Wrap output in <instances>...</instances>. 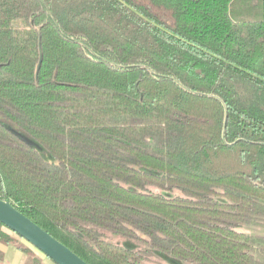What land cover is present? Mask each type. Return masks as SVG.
<instances>
[{
	"label": "trees",
	"instance_id": "trees-1",
	"mask_svg": "<svg viewBox=\"0 0 264 264\" xmlns=\"http://www.w3.org/2000/svg\"><path fill=\"white\" fill-rule=\"evenodd\" d=\"M0 199L88 264H264V0H0Z\"/></svg>",
	"mask_w": 264,
	"mask_h": 264
},
{
	"label": "water",
	"instance_id": "water-1",
	"mask_svg": "<svg viewBox=\"0 0 264 264\" xmlns=\"http://www.w3.org/2000/svg\"><path fill=\"white\" fill-rule=\"evenodd\" d=\"M22 138L31 142L25 137ZM0 223L41 251L55 264H88L12 204L2 199H0Z\"/></svg>",
	"mask_w": 264,
	"mask_h": 264
},
{
	"label": "rangeland",
	"instance_id": "rangeland-1",
	"mask_svg": "<svg viewBox=\"0 0 264 264\" xmlns=\"http://www.w3.org/2000/svg\"><path fill=\"white\" fill-rule=\"evenodd\" d=\"M14 30L16 33L15 36V43L19 46L28 44L29 46H31V48H33L34 52L37 50V43H38V37L35 33H33L30 29H28L27 27H23L22 25V21H16L14 22ZM151 192H154L156 194L165 196L167 198H175V197H179L182 196V193L178 190H161V189H157V188H149ZM106 239L108 241H110L111 243L117 244V245H121L123 247H128V248H134V245H132L129 242L124 241L122 238L117 237L115 235H110L108 234V236L106 237ZM16 256H22L21 253H19V251H17L16 249L9 247L6 251V257L7 259L12 262L15 263L16 261ZM45 261L47 263L50 264V260L48 258L45 259ZM52 264V263H51ZM149 264H187L181 261H176V260H172L169 259L167 257H162V258H154V261Z\"/></svg>",
	"mask_w": 264,
	"mask_h": 264
},
{
	"label": "crops",
	"instance_id": "crops-1",
	"mask_svg": "<svg viewBox=\"0 0 264 264\" xmlns=\"http://www.w3.org/2000/svg\"><path fill=\"white\" fill-rule=\"evenodd\" d=\"M9 248V247H8ZM7 247L6 248H2V249H4L5 251H7V249H8ZM19 253H21V252H19ZM22 254V253H21ZM22 259H23V254H22V256H16V261H15V263H12L11 262V264H20L21 262H22Z\"/></svg>",
	"mask_w": 264,
	"mask_h": 264
}]
</instances>
